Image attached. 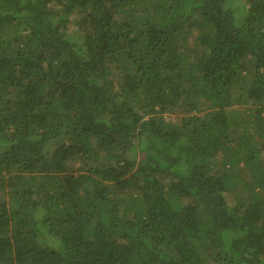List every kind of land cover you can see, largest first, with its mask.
Returning <instances> with one entry per match:
<instances>
[{"label":"trees","instance_id":"obj_1","mask_svg":"<svg viewBox=\"0 0 264 264\" xmlns=\"http://www.w3.org/2000/svg\"><path fill=\"white\" fill-rule=\"evenodd\" d=\"M0 264H264V0H0Z\"/></svg>","mask_w":264,"mask_h":264},{"label":"rangeland","instance_id":"obj_2","mask_svg":"<svg viewBox=\"0 0 264 264\" xmlns=\"http://www.w3.org/2000/svg\"><path fill=\"white\" fill-rule=\"evenodd\" d=\"M238 108L241 109V110H244L245 106L244 105H241V106H238Z\"/></svg>","mask_w":264,"mask_h":264}]
</instances>
